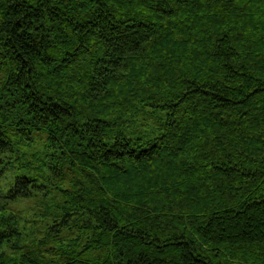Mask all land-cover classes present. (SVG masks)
Segmentation results:
<instances>
[{
  "label": "trees",
  "instance_id": "obj_1",
  "mask_svg": "<svg viewBox=\"0 0 264 264\" xmlns=\"http://www.w3.org/2000/svg\"><path fill=\"white\" fill-rule=\"evenodd\" d=\"M14 162L0 264H264V0H0Z\"/></svg>",
  "mask_w": 264,
  "mask_h": 264
},
{
  "label": "rangeland",
  "instance_id": "obj_2",
  "mask_svg": "<svg viewBox=\"0 0 264 264\" xmlns=\"http://www.w3.org/2000/svg\"><path fill=\"white\" fill-rule=\"evenodd\" d=\"M163 119L164 113L161 111H155L149 115L147 112L142 110L128 117V131L143 136L154 135L159 131L158 126ZM20 173L21 170L17 167V162L9 165L8 169L5 171V174L0 175V194H4V192L9 190L10 185H7L8 182L10 180L13 181L14 177ZM6 200H8V198H6ZM33 202L34 201L31 197H25L16 201H11L9 205L12 208L23 210L25 213H31L30 207L33 205Z\"/></svg>",
  "mask_w": 264,
  "mask_h": 264
}]
</instances>
